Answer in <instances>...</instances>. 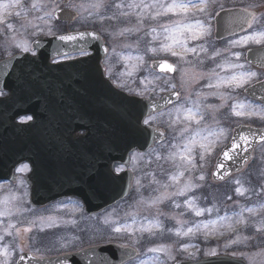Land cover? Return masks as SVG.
Listing matches in <instances>:
<instances>
[{
	"label": "rangeland",
	"instance_id": "1",
	"mask_svg": "<svg viewBox=\"0 0 264 264\" xmlns=\"http://www.w3.org/2000/svg\"><path fill=\"white\" fill-rule=\"evenodd\" d=\"M233 1L237 0H205L203 12L189 9L185 17L177 10V14L152 19L159 9L129 5H167L188 0H74L67 7L78 14V19L69 26L54 21L53 13L62 8L54 0H0V5L10 6L0 7V58L24 52L17 44L26 42L30 49L31 42L41 36L93 30L105 40V71L118 88L148 99L179 94L176 104L147 117L154 118L148 126L162 130L165 140L143 154L130 155L129 169L134 180L128 198L98 215L86 216L81 203L73 199L41 210L31 208L23 180L28 170L19 172L15 183L0 184V264H16L22 253L46 259L104 245L136 251V258L125 264H140L141 260H155L158 264L196 262L218 255L241 258L247 264H264V144L256 149L253 163L244 173L220 185L210 180L215 158L228 143L233 127L250 118L264 127V110L249 109L242 103L238 89L221 83L236 71L229 66L236 64L238 44L211 43L215 3ZM184 19L193 25L199 21L204 34L195 40L187 32L166 38L169 34L163 26L171 27ZM165 45H171V49ZM154 60L173 64L174 75L153 72L149 66ZM210 84L220 86L209 87ZM239 104L245 107L236 110L244 115L233 112V106ZM177 108L181 110L179 118ZM186 109H191L194 120L183 119ZM196 132L200 135L195 136V144H189L192 151L187 153L191 164L179 157L166 159L170 153L184 152L185 144ZM174 176L178 179L173 180ZM185 185L190 190L177 195ZM238 187L244 190L243 195L237 194ZM247 208L254 211L250 213ZM241 209H245L244 223H238ZM126 224L131 225L127 231L113 230L123 229ZM147 225H151V234L137 231ZM189 227L194 228L192 233H187ZM26 228L29 231H24ZM150 248L164 251L153 253L148 251Z\"/></svg>",
	"mask_w": 264,
	"mask_h": 264
},
{
	"label": "water",
	"instance_id": "2",
	"mask_svg": "<svg viewBox=\"0 0 264 264\" xmlns=\"http://www.w3.org/2000/svg\"><path fill=\"white\" fill-rule=\"evenodd\" d=\"M60 1L64 4L68 2ZM54 18L58 22L71 23L77 15L68 10H59L54 14ZM238 20L237 12L220 13L215 18V38L221 40L236 35ZM63 36H72L75 39L62 41L59 39L61 36L49 39L41 37L31 45L32 51H38L36 57L18 54L0 63V68L7 64V68L0 71V86L9 92V97L5 100L6 107L14 110L15 114L31 115L35 120L33 125L27 127L29 129L20 134L21 139H27L26 141L19 142L16 134L10 133V140L5 142L9 150L0 159V181L13 182V169L22 162L31 163L32 155L35 157V152L40 151V146L49 144L46 143L47 140L34 144L29 139L52 137L56 139L52 154L43 153L39 159L43 163L39 173L35 175L33 172L26 177L30 189V204L38 207L61 198L74 197L82 201L86 214L91 215L115 205L128 196L131 174L127 171L115 175L113 167L115 164L127 167L131 152L143 153L155 143L164 141L162 132L147 129L142 123L147 116L175 104L178 95L169 94L160 100L150 101L119 92L103 76L101 63L106 49L99 36L92 32ZM83 51L92 54L83 60L50 64L53 58ZM162 63L174 69L167 62L152 63L151 68L161 74H174V70H162ZM3 72L5 77H2ZM68 75L69 78H64ZM66 80H71L68 85L64 84ZM82 96L88 97L85 102H95V126L86 121L85 125H70L63 129L61 115L65 102L75 99L79 107V98ZM260 98L264 101V96ZM88 112L89 108L84 114L90 115ZM79 130H85L88 137L73 138L72 135ZM241 134L248 138L249 143L245 145L240 142V149L231 159L224 160L223 152L230 150L233 137H239ZM262 137L264 129L245 126L235 128L228 145L215 160L211 180L214 183H222L232 175L242 172L251 161L254 149L264 143ZM61 144H65L63 149ZM91 157L95 158V166L84 163ZM46 163L53 166L49 172L43 171ZM61 164L68 169L59 171L56 166ZM136 256L137 253L132 249L106 245L46 260L24 254L20 256L17 264H123ZM174 264L246 263L238 258L217 256L198 262Z\"/></svg>",
	"mask_w": 264,
	"mask_h": 264
},
{
	"label": "snow or ice",
	"instance_id": "3",
	"mask_svg": "<svg viewBox=\"0 0 264 264\" xmlns=\"http://www.w3.org/2000/svg\"><path fill=\"white\" fill-rule=\"evenodd\" d=\"M204 6H205V0H188L187 3H171V4H160V3H154V4H143V5H136V4H133V5H129V7H143V8H157L159 9L158 11H156L154 14H152V19H156L157 17L161 16V15H167L168 13H173V14H177V10H179V13H182L185 17H187V14L189 12V9H195V10H198L200 12H203L204 11ZM0 7H4V8H7V7H10L9 5H0ZM33 7H35V5H33ZM94 7H99V5H94ZM116 7H121V5L117 4ZM250 15V14H249ZM39 19H43L42 17H40ZM245 23H247V20L245 21ZM164 28V32L168 33L169 36L166 37V38H174L175 34H183L185 32L187 33H190L191 35V39H199L203 34H204V26L202 24L199 23V21L196 22L195 25H193L192 23H188L186 21V19L184 20H178L174 23L173 26H163ZM60 40L62 41H69V40H72V39H75V37H72V36H61L59 38ZM255 40L256 43H261L262 41H264V32L262 33H259L257 36H245L242 38V40H239V41H233L234 44H240L244 41H247V40ZM174 42L176 43H180V41L178 40H174ZM18 48H20L22 51L24 52H28L29 51V47L27 45V43H23V44H17L16 45ZM166 49H171V45H165L164 46ZM153 51H155V49H152ZM185 51H187V49H185ZM193 51H195V49H193ZM177 53L176 52H172V55H176ZM236 59L238 60L239 57L237 56ZM229 67L235 69V68H240V69H243L244 65L242 64H232L230 65ZM7 68V64H5L3 66V68H0V71H3ZM160 68L162 70H168V71H173L174 69L166 64V63H162L160 64ZM256 74L255 73H252V72H240V73H233L232 75H230L226 80H221V83H224L225 85L229 86L230 88L232 89H238V88H241L243 87L249 80V78L255 76ZM143 83V82H142ZM220 85L217 84V85H209V87H219ZM237 107H239L240 109H243L245 106L243 104H239V105H234L233 106V112L235 115H244V112L242 111H237ZM180 112L181 110L179 108L176 109V113H177V117L179 118L180 116ZM18 116V121L21 125H26L28 124L32 119L33 117L31 115H28V114H20L18 113L17 114ZM154 118L152 117H149V118H146L144 119L143 123L145 125H150V123L152 122ZM183 119L185 121H192L195 119V116L194 114L192 113L191 109H186L184 110V115H183ZM199 121H197L198 123ZM185 131H187V129H185ZM197 135H200L199 132H196L192 137L189 138V143H186L185 146H184V152H175V153H170L169 156L166 158V159H171V160H175L177 157H179V159L183 162H186V163H189L191 164L192 163V158L187 155V153L191 152L192 149L189 147V144H195L196 143V140H195V136ZM206 139V137H205ZM262 139H264V137H262ZM239 141V142H238ZM242 142L243 144H248L249 143V140L247 137L243 136L242 134L239 135V137H233V140H232V143L230 145V150L229 149H226L224 152H223V157H224V160H229L232 158V155L237 152L240 147H241V143ZM201 147H205L204 145H201ZM245 151H247V149L245 148L244 149ZM159 158V157H158ZM135 159V157H133V160ZM201 159H203V154L201 155ZM222 166V165H221ZM28 170V166L27 165H24L20 168H17V171L18 172H25ZM123 169H118V172L119 171H122ZM183 175V172H180L179 173V176H182ZM173 180H177L178 179V176H174L172 177ZM199 179H203V176H200ZM139 183V182H138ZM239 183V182H237ZM190 190L189 186L188 185H185V188L184 189H180L176 194L177 195H184L185 194V190ZM236 192L238 195H243L244 194V190L240 187H238L236 189ZM12 200H15L16 197L13 196L11 198ZM160 202H163L162 200ZM189 204H191V201H188ZM176 207H179V205H176ZM261 208H264V204L261 205ZM248 212L252 213L254 211L253 208H247L246 209ZM208 211L210 212L211 209H208ZM243 211H245V209H241V213L238 214L241 216V219L238 220V223H244L243 219H242V213ZM3 213H0V215H2ZM196 215H201V212L200 211H196L195 212ZM225 219H231L230 217H226ZM135 223V220L133 221ZM215 223V222H214ZM13 227V225H9V228ZM131 225H124L123 226V229L121 227H116L114 228L113 230L117 233L121 232L122 230L123 231H127L128 228H130ZM199 226H197V229H198ZM205 228L208 227V225H204ZM229 227H231V225H229ZM24 231H29V229H25ZM137 231H140L141 233H144V232H148L149 234H151V225H147V226H142L141 228L137 229ZM194 231V228L193 227H189L187 229V233H192ZM10 234V233H8ZM177 235H180V230H177L176 232ZM4 251V254H7V249L3 250ZM149 252H153V253H156V252H163L164 251V248H150L148 249ZM140 264H158V261H152V262H149L147 260H141L140 261Z\"/></svg>",
	"mask_w": 264,
	"mask_h": 264
},
{
	"label": "flooded vegetation",
	"instance_id": "4",
	"mask_svg": "<svg viewBox=\"0 0 264 264\" xmlns=\"http://www.w3.org/2000/svg\"><path fill=\"white\" fill-rule=\"evenodd\" d=\"M71 0L69 3L73 2ZM237 9L240 14V33L238 36L225 39L223 41L215 42L218 45H228L233 41L242 40L245 36H257L259 33L264 32V0H237L233 3L224 5L221 10H232ZM250 14V15H249ZM247 20V23L245 21ZM264 48V41L261 43H256L255 40H247L237 45L236 47V64L244 65L243 69L236 68L235 73L240 72H252L256 75L249 78L248 82L241 88H238L239 95L242 103L249 109L264 110V102L260 100V96L264 95V88H261L264 82V52H261V49ZM264 85V84H263ZM251 94L257 96V98H250ZM5 93L0 92V98H4ZM242 125H248L252 127H259L254 119H247L241 123ZM85 132L80 131L72 135L73 138L84 139ZM47 140L48 145H42L39 152H35V157L40 158L43 153L49 152V155L52 154L53 141L54 139H39V141ZM35 144V142H34ZM62 149L65 144H61ZM35 149L37 146L34 147ZM41 160H35L33 165L28 166V172H33L42 166ZM23 165L16 167L14 170L17 177H19V172L17 168H20ZM64 166V165H63ZM49 166L47 163L45 168L48 169ZM45 208V207H44ZM42 208V209H44ZM41 210V209H35Z\"/></svg>",
	"mask_w": 264,
	"mask_h": 264
}]
</instances>
